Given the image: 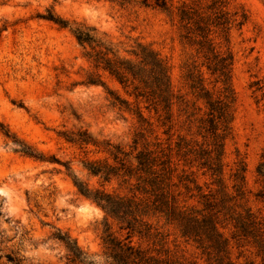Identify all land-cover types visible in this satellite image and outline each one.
Here are the masks:
<instances>
[{
	"label": "rangeland",
	"instance_id": "374dc122",
	"mask_svg": "<svg viewBox=\"0 0 264 264\" xmlns=\"http://www.w3.org/2000/svg\"><path fill=\"white\" fill-rule=\"evenodd\" d=\"M164 1L0 0V264H107L105 213L75 181L136 193L134 178L107 181L84 165L119 166L112 146L131 152L136 138L133 155L151 150L172 170L178 209L218 217L228 240L222 264H264L260 244L235 227L251 214L244 220L264 242V0ZM79 30L93 41L80 43ZM142 47L166 67L168 106L155 83L130 73L122 83L89 57L143 67ZM79 131L96 145L68 141ZM147 220L151 235L134 242L179 264H220L177 223ZM57 234L76 242L85 263L71 260Z\"/></svg>",
	"mask_w": 264,
	"mask_h": 264
},
{
	"label": "trees",
	"instance_id": "16d2710c",
	"mask_svg": "<svg viewBox=\"0 0 264 264\" xmlns=\"http://www.w3.org/2000/svg\"><path fill=\"white\" fill-rule=\"evenodd\" d=\"M157 4L164 6L166 2L157 0ZM49 19L65 26V22L53 15ZM77 39L80 43L93 41L90 34L83 30L78 31ZM140 53L143 57V67L134 65L129 61L111 59L106 57V53L98 51L90 53L89 57L97 65L104 63V68L116 75L122 83L128 80L127 73H130L134 78H142L147 84L148 82L155 83L160 98L167 102L168 106L170 82L166 67L147 48L142 47ZM147 66H150L149 69ZM219 108L224 112L222 106ZM139 116L142 117L141 114ZM67 137L68 141L82 146L90 143L96 145L86 131H79ZM142 137L143 135L140 134L139 138ZM138 140V138L135 139V145L131 152L124 151L120 145L112 146L113 149L110 150V153L114 160L119 162V166H112L101 161H89L84 165L92 175L103 176L107 181L112 175L123 177L125 182L134 178L136 183L131 190L136 191V193L139 192L143 195L142 197H138L136 193L131 196H118L105 190L93 191L82 182L75 181L78 191L101 207L105 213L106 229L102 239L107 264H179L168 256L162 257L159 254H154L150 249L143 247L141 243L133 241L135 235L141 237L151 235L152 226L147 218L154 215H162L168 222L177 223L183 237L193 240L200 246L213 248L217 253V261L222 264L221 262L228 258V240L218 228V217L215 214L200 215L195 211L178 209L176 198L169 190L167 183L172 170L166 166V161L162 160L161 156L154 155L151 150L141 149L133 155V151L137 150ZM22 151L27 155L36 156L28 147L22 148ZM129 156L132 159H127ZM157 166L161 167L157 169ZM251 217V214H247L246 217H240L236 220L237 235L252 237L255 242L260 244L264 254V242L258 238L260 236L259 228L254 221L246 222L244 220L245 218L250 220ZM109 219L117 221L121 230H126L124 238L114 235L108 223ZM56 238L65 244L71 260L85 263L83 252L68 235L57 234ZM88 264L94 263L88 262ZM227 264H231V262H227Z\"/></svg>",
	"mask_w": 264,
	"mask_h": 264
}]
</instances>
